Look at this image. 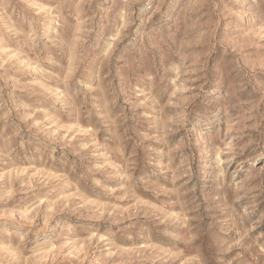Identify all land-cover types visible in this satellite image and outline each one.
<instances>
[{
    "label": "rangeland",
    "instance_id": "rangeland-1",
    "mask_svg": "<svg viewBox=\"0 0 264 264\" xmlns=\"http://www.w3.org/2000/svg\"><path fill=\"white\" fill-rule=\"evenodd\" d=\"M0 264H264V0H0Z\"/></svg>",
    "mask_w": 264,
    "mask_h": 264
}]
</instances>
